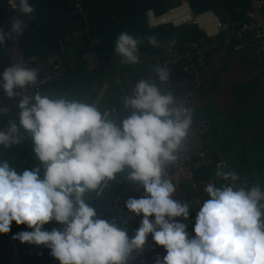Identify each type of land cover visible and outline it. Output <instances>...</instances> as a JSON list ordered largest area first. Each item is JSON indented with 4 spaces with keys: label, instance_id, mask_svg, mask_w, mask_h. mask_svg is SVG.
Returning a JSON list of instances; mask_svg holds the SVG:
<instances>
[{
    "label": "clouds",
    "instance_id": "1",
    "mask_svg": "<svg viewBox=\"0 0 264 264\" xmlns=\"http://www.w3.org/2000/svg\"><path fill=\"white\" fill-rule=\"evenodd\" d=\"M20 13L30 14L28 0H9ZM23 22L14 19L7 32L0 28V44L6 36L22 34ZM140 41L127 32L115 40L121 63H138ZM149 43L156 45L154 37ZM160 82L170 71L157 66ZM35 69L13 63L0 71V90L7 97L33 85ZM132 109L119 124L91 102L36 92L18 100L19 123L33 141V151L44 165L17 173L0 160V234L9 233L12 222L32 229L12 238L43 245L60 264H127L134 251H142L149 233L164 246L163 260L155 264H264V190L260 185L235 187L234 183L204 187L207 199L196 214L190 237L186 224L174 218L189 216V204L174 199L176 188L166 174L178 159L192 125V109L178 103L155 82L140 79L131 95L124 96ZM0 107V113L6 112ZM20 143L15 122L0 130V146ZM128 169L127 179L139 184L143 194L128 197L125 207L140 216L134 236L99 218L88 203L115 174ZM236 180L232 173L218 172ZM50 221L61 227L50 231Z\"/></svg>",
    "mask_w": 264,
    "mask_h": 264
},
{
    "label": "built area",
    "instance_id": "2",
    "mask_svg": "<svg viewBox=\"0 0 264 264\" xmlns=\"http://www.w3.org/2000/svg\"><path fill=\"white\" fill-rule=\"evenodd\" d=\"M247 8L242 20L238 22H225L212 10L195 14L186 0L168 10L162 15H156L153 10L145 13L146 21L150 29L166 26L181 28L186 25L196 26L203 37L191 43H183L171 49H161L152 52L138 51V63L135 66L134 85L144 79L136 70L137 66L149 67L155 74L157 66L171 68L181 64V77L174 81L169 76L166 82L158 80V87L163 92H170L178 103L184 104L192 109V118L195 115V95L201 87V78L205 69L206 57L216 52L220 57H225L228 51L242 52L248 46L252 47L253 61L263 69L260 77V90L264 95V0H246ZM74 16H79L83 21V29L73 32L59 40L60 53H49L41 59L32 60L26 56L25 50L20 44L22 34L27 30V24L23 16L14 15L18 8H13L9 0H0V8L8 15V22L0 24V28L8 31L10 22L20 19L23 22L22 34L10 38L5 48V55L9 65L16 63L24 67L35 69L38 73L37 81L25 88L17 89V96L9 98L0 90V107H5L6 112L0 116H12L18 111V100L23 95H34L36 92L42 95H51L54 92V84L61 81L66 76L65 52L69 45L76 39L80 45L85 44V38L89 35L88 13L85 5L88 0H67ZM214 42L210 45L208 42ZM99 39L88 38V50L82 54L81 60L85 65L88 74L93 75L102 69L104 62L97 49ZM0 71L3 69L0 67ZM156 76V74H155ZM157 78V77H156ZM146 80V79H145ZM134 89V87H133ZM132 109L129 108L131 115ZM110 116V112L105 110ZM214 125L210 122H192L189 134L185 140L184 147L178 153V159L167 167L166 174L175 185L176 192L174 199L182 202L190 200L194 214L187 219L176 217L174 219L186 224V231L190 237H194L193 227L196 214L203 200L207 199L204 187L208 183H213L219 187L229 183H234L235 187L248 188L253 186L252 175L232 169L228 163L216 155L214 148L208 141L198 143L204 136L214 132ZM246 154L250 150V142L244 144ZM203 171L211 173L207 178L199 177ZM218 172H228L235 175L236 180L224 179L217 175ZM264 190V178L260 184ZM143 194L142 187L127 179V177H115L108 181L102 191L92 193L88 198V203L94 207L99 218L115 224L118 228L126 230L129 237L134 236L140 223V216H136L125 207L128 197H139ZM50 231L52 228L61 227L57 222L50 221L48 224ZM13 232L0 234V258H5V264H60V262L50 255V250L43 245H39L24 257L12 238ZM166 254L164 246L158 245L149 233L142 251H134L129 257L127 264H155L156 258L161 261Z\"/></svg>",
    "mask_w": 264,
    "mask_h": 264
},
{
    "label": "crops",
    "instance_id": "3",
    "mask_svg": "<svg viewBox=\"0 0 264 264\" xmlns=\"http://www.w3.org/2000/svg\"><path fill=\"white\" fill-rule=\"evenodd\" d=\"M186 1L195 14L212 10L225 22H238L242 20L247 8L246 0ZM179 3L180 0H165V7L167 6L168 10H170ZM113 19L115 20L117 18L114 17ZM177 29L180 30L173 35L170 45H163L155 50L171 49V47L175 48L183 43L198 41L203 37L196 26L186 25ZM55 32L56 30L53 31V33ZM78 42L79 41L75 39L72 44L68 46L64 58L66 78L57 85H53L54 92L51 96L55 97L59 95L85 100L96 104L103 113L105 110L101 109L100 103L104 93L109 90V84L105 82L102 83L101 80L95 79V75L92 76L83 69L84 64L79 57V49L76 47ZM208 43L213 45L214 42L212 43L210 41ZM78 45L81 46L80 43ZM38 58L39 57L35 56L32 60ZM205 62V69L201 78V87L195 95L196 112L192 118V122H210L214 125L215 130L210 135L201 138L199 142L194 143V146H197L198 143L208 141L214 148L215 154L226 161V157H231L229 154L230 152L224 151L225 147H223L221 151L215 149L213 144L219 140L221 136L232 138L238 150L239 148L241 149V152L236 155L239 163L237 162V166L232 167V169L252 175L253 183L257 185L264 178V95L260 90V77L263 73V69L254 63L251 46H248L242 52L228 51L225 57H220L216 52H213L206 57ZM178 65L179 66L173 67L178 69L175 78L170 75L174 81L181 77V72L179 76L181 64ZM81 67L83 70H79ZM133 67V73L135 74V66L133 65ZM136 70L142 78L158 84V79L150 66H137ZM133 87L134 86L130 87L132 92ZM10 120H19L18 111L12 116H0V130H4V121L9 122ZM29 136L30 140L28 139V142H23L20 135V143L11 144L6 148L0 146V160H6L9 166L18 174L26 169L33 170L39 167V174L42 177L44 165L38 160L34 153L33 141L30 134ZM248 142H250V150L246 154L244 144ZM23 146L25 149H22ZM229 148L232 149L233 145H229ZM244 165L247 166L243 167ZM115 175L127 177L128 169L122 170ZM255 176L258 177L257 179H260L259 182L255 181ZM199 177L203 178L200 174ZM188 201L190 204L189 207L193 209L190 200ZM44 228L48 230L49 225H44ZM11 230L14 234L21 230L31 231L32 229L27 228L26 225H16L13 221ZM15 241L20 253L24 257H27L28 253L39 246L21 243L19 240ZM0 259L1 262L5 264L6 259L2 257Z\"/></svg>",
    "mask_w": 264,
    "mask_h": 264
},
{
    "label": "trees",
    "instance_id": "4",
    "mask_svg": "<svg viewBox=\"0 0 264 264\" xmlns=\"http://www.w3.org/2000/svg\"><path fill=\"white\" fill-rule=\"evenodd\" d=\"M88 1L89 3L85 5V11L88 13L90 32L88 37L84 39V45L79 46V42L76 44L80 58L88 50V38L100 40L97 49L103 62H106L116 53L114 51L115 40L121 32H127L140 41L138 51L152 52L163 45H170L171 38L180 30H176L171 26L156 29L148 27L145 12L153 9L158 16L166 13L168 8L167 6L165 7V0ZM28 3L33 9L30 14L25 15L18 10L14 15H21L26 21L27 30L22 34L20 44L29 59L35 56L43 58L49 53H60L58 51L60 50L58 41L84 27L82 19L72 14L67 0H28ZM114 17L117 19L114 20ZM6 22H8V15L0 8V24ZM54 30H56L55 33H53ZM4 31L7 32L5 29ZM149 37L156 39L157 44L155 46L149 43ZM9 41L10 38L6 36L4 43L0 44V67L3 70L9 66L5 55V48ZM83 69L86 70L85 65ZM83 69L81 67L79 70ZM172 69L170 70V75L175 78L178 69ZM62 80L55 85L62 82ZM200 175L206 178L211 173L206 171L201 172ZM252 185L255 184L252 183Z\"/></svg>",
    "mask_w": 264,
    "mask_h": 264
},
{
    "label": "rangeland",
    "instance_id": "5",
    "mask_svg": "<svg viewBox=\"0 0 264 264\" xmlns=\"http://www.w3.org/2000/svg\"><path fill=\"white\" fill-rule=\"evenodd\" d=\"M173 5V4H171ZM170 5V6H171ZM121 57L115 53L114 56L106 61L100 71L95 72V79H99L105 83L109 84V90L104 93L103 99L101 100L100 107L103 110H108L110 112L109 118L112 119L115 123L119 124V122L128 116H130L129 108L125 107L124 103V96L131 95V86H134V67L132 64H124L121 63ZM106 64V66H105ZM102 71V72H101ZM101 72V73H100ZM133 77V78H132ZM18 126L19 134L22 137L23 142H28L29 139V132L20 126L19 120L14 121ZM4 130L6 131L9 127V122L4 121ZM29 136V137H28ZM29 139V140H28ZM215 149L222 150L225 147L224 151H227L231 157H226V162L228 163L229 167H236L237 161L236 155L241 152V149L236 147L232 138L221 136L219 140H217L214 144ZM229 145H233V148L230 149ZM22 149H25L23 146ZM217 152V150H216ZM244 165L243 167H246ZM255 176V181L259 182L260 179ZM262 182V180H261ZM260 182V183H261ZM260 183L258 185H260ZM189 201H187L188 203ZM189 204V203H188ZM190 205V204H189ZM190 208V207H189ZM194 214V210L192 208L189 209V215L191 216ZM0 263L1 262L0 259Z\"/></svg>",
    "mask_w": 264,
    "mask_h": 264
},
{
    "label": "bare ground",
    "instance_id": "6",
    "mask_svg": "<svg viewBox=\"0 0 264 264\" xmlns=\"http://www.w3.org/2000/svg\"><path fill=\"white\" fill-rule=\"evenodd\" d=\"M59 51V50H58Z\"/></svg>",
    "mask_w": 264,
    "mask_h": 264
}]
</instances>
